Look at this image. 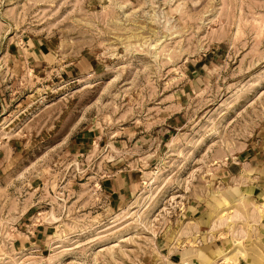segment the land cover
<instances>
[{
	"label": "rangeland",
	"instance_id": "obj_1",
	"mask_svg": "<svg viewBox=\"0 0 264 264\" xmlns=\"http://www.w3.org/2000/svg\"><path fill=\"white\" fill-rule=\"evenodd\" d=\"M0 264H264V0H0Z\"/></svg>",
	"mask_w": 264,
	"mask_h": 264
},
{
	"label": "bare ground",
	"instance_id": "obj_2",
	"mask_svg": "<svg viewBox=\"0 0 264 264\" xmlns=\"http://www.w3.org/2000/svg\"><path fill=\"white\" fill-rule=\"evenodd\" d=\"M222 256V255H221Z\"/></svg>",
	"mask_w": 264,
	"mask_h": 264
},
{
	"label": "crops",
	"instance_id": "obj_3",
	"mask_svg": "<svg viewBox=\"0 0 264 264\" xmlns=\"http://www.w3.org/2000/svg\"><path fill=\"white\" fill-rule=\"evenodd\" d=\"M245 255V254H244Z\"/></svg>",
	"mask_w": 264,
	"mask_h": 264
}]
</instances>
